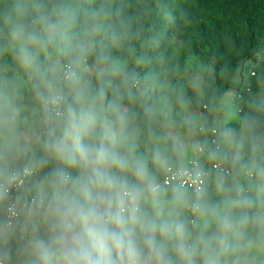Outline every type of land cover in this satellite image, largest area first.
I'll list each match as a JSON object with an SVG mask.
<instances>
[{"label": "rangeland", "instance_id": "1", "mask_svg": "<svg viewBox=\"0 0 264 264\" xmlns=\"http://www.w3.org/2000/svg\"><path fill=\"white\" fill-rule=\"evenodd\" d=\"M107 1L105 0L104 3ZM95 15L96 18L89 16L83 19L84 22L72 31L68 28L47 30L49 38L54 40L56 45L52 52L47 49H37L46 59L32 70L25 72L18 102L12 103L7 96L0 97V175L7 174L12 167L18 165L22 150H33L41 142L46 146H52L50 136L46 135L40 140L36 129L37 117L48 92L44 83L41 90H35L33 80L50 72L59 71L60 63L64 59L61 57L62 53H74L76 49L74 37L86 42L90 53L83 66H76L74 79L66 85V94L72 98H81L94 84L96 72L104 69V66L93 56L95 52L93 40L99 37L101 28L105 25L104 21L99 20L97 11ZM231 16V13L219 15L209 0H201V8L197 10V16L181 21L157 60L142 65L143 74H140L139 64L113 60L116 69L111 84L118 92L140 88L150 79L160 82L144 93L145 99L153 104L150 112L165 117L157 121L159 133L146 135L138 120L125 116L118 108L106 106L105 96L83 102L80 107L79 122L66 128L65 135L60 139V147L49 155L60 177L55 185H49L48 188L46 186L41 192L36 193L38 215L28 223H24L19 232L20 238L25 237L26 241L17 264H34L41 252H45L46 259L40 264H68L64 255L65 249L70 245L72 237L78 235L81 229L80 225H77L68 230L65 225L70 224L69 210L85 203V190L91 192L93 202L102 209L115 184L121 185L130 180L139 182L146 176L161 172L164 166L172 164L173 161L180 163L178 156H186L189 161L196 156L194 152L197 146L205 143L206 137H203L199 130L204 122V114L195 108V102L202 99L205 79L213 75L217 65L215 57L210 55L207 58L197 51L198 41L204 38V31H208L216 20L221 21L224 29L227 28ZM33 39V36L24 38L14 34L6 51L9 53L13 49L27 50ZM100 39L106 46L115 43L104 40L102 36ZM205 47L210 51L207 46ZM21 62V56L16 55L13 63L19 66ZM165 62L168 63L170 72L167 80L162 82L158 75L161 74ZM236 97L237 94L233 90L225 94L215 114V126L223 142V149L232 158L240 159L245 155L243 144L249 137L254 118L242 119ZM257 99L264 101V81L261 83ZM175 119L192 125L193 129L178 130L171 122ZM240 119L242 121L239 128L228 125ZM69 132H79L81 143L92 154V161L80 176L71 181L67 188H63L68 175L75 173L83 162L78 154L75 163L69 160L74 151L73 141L66 135ZM259 139L263 143V148H259L252 159L251 168L255 170L264 162L262 152L264 127L259 132ZM101 148L107 155L103 161H98L96 154ZM138 170H142V175L138 174ZM243 180L255 191L259 193L264 191V184L258 178L244 177L237 180L220 173H216L213 177L212 189L206 194V201L207 204H211L217 215L221 216L223 209L216 207L212 200L215 197H222L225 204L237 202L236 195L244 190ZM109 181L112 182L111 185ZM0 194L2 196V193ZM145 199L142 211L137 214L143 222V225L137 228V232L145 243V248L140 247L145 263L162 264V258L171 256L181 258L187 264H193L188 252L183 248L182 241H171V235L176 227L169 219L166 203L157 205L154 196L146 195ZM48 202H52V207L46 209L44 206ZM60 204L64 206L59 207ZM4 206L5 200L2 199L0 239L5 238L8 245H11L15 239L3 227ZM198 218L197 225L200 228L195 230L191 237L199 239L200 256L210 257L209 264L264 263V209L253 219L255 235L239 230V224L234 221L219 225L214 216H208L203 212ZM129 219L124 225V230L128 233L133 231L129 225L133 219ZM162 226H166V230L162 231ZM116 255L114 251L112 257ZM5 261L4 259V263Z\"/></svg>", "mask_w": 264, "mask_h": 264}, {"label": "trees", "instance_id": "2", "mask_svg": "<svg viewBox=\"0 0 264 264\" xmlns=\"http://www.w3.org/2000/svg\"><path fill=\"white\" fill-rule=\"evenodd\" d=\"M104 1L0 0V97H9L12 103H17L19 100L18 96L26 76L25 72L32 70L46 59L37 49H47L52 52L56 45V42L49 38L47 30L68 28L72 31L84 22L83 19L89 16L96 18L95 11H97L99 20L105 22L99 37L93 40L95 47L93 56L104 66V69L96 72L94 84L88 92H84L81 98L76 99L67 95L66 85L69 82L59 79L60 69L64 63L70 62L76 66H83L84 61H87L90 53L89 47L80 38L74 37L76 48L74 53H62L61 57L64 59L60 63L59 71L50 72L46 76H39L33 80L35 90H41L42 83H44L48 95L64 91V97L61 99L64 114L56 118L51 131L43 132L46 128L44 117L48 113L43 105L36 121L40 140L49 135L52 146H46L41 142L37 148L22 150L19 154L21 165L37 164L40 166V171L34 177L33 183L42 179L54 180L60 177L53 165L46 161V157L57 149L58 145L60 146V139L65 135L66 128L79 122L80 107L85 101L105 96L106 106L113 109L114 107L118 108L125 116L138 120L146 135L158 134L157 121L165 119L158 113L153 115L150 112L153 104L144 97L148 88L160 82L150 79L140 88L118 92L111 84L116 69L113 60L124 61L127 64H139L140 74H143L142 65L157 60L181 21L197 16V10L201 8V0H108L105 3ZM209 2L219 15L231 13L232 18L230 25L225 29L222 27L221 21L216 20L208 31H204V38L198 41L197 51L204 57L208 58L210 55L215 57L217 65L213 75L206 77L202 86V99L195 102V108L204 114L201 133L207 140L208 136L212 135V129L216 128L215 114L223 97L228 91H235L242 119L245 117L254 118L249 137L243 144L244 157L232 158L223 149V142L218 133L220 149L217 150L214 146H210L209 150L198 158L199 168L208 171L205 185L201 191L194 192L187 188H178L172 191H147L146 186L159 180L166 165L161 172L146 176L139 182L130 180L121 185L115 184L101 209L105 212L112 211L118 194L128 187L138 191L141 201L140 212L143 208L142 194L165 199L171 213L169 219L177 229L172 233L171 241H182L183 248L188 252L193 264H209L211 259L200 256V241L191 237L193 232L200 228L197 222L201 212L208 216H214L219 225L234 221L239 224V230L255 235L253 219L264 209V191L262 193L255 191L245 180H243L244 190L236 195L237 202L225 204L222 197H215L212 200L216 207L223 209L221 216L217 215L218 213L215 212L211 204H207L206 201V194L212 189L211 181L218 173L209 167L211 161L220 160L225 165L233 167L235 172L232 177L237 180L244 179L242 171L249 169L254 173L253 179L258 178L264 184V162L261 166L259 165L257 170L251 168V162L257 150L263 148L259 132L264 127V101L257 99V94L264 81V0H209ZM14 34L24 38L33 36L34 39L30 42L27 50L13 49L8 53L6 47ZM101 36L104 40H111L115 43L106 46L101 42ZM16 55H20L22 58L19 66L13 63ZM252 71L254 74L251 73ZM169 72V65L165 62L161 74L158 75L162 82L167 80ZM242 119L238 122H230L228 125L239 128ZM171 122L178 130L193 129L192 125L181 123L177 119ZM262 152L264 155V150ZM91 161L92 154L87 161L80 163L75 173L68 175L67 182L64 183L65 187H68L71 181L80 176ZM5 176L6 174L0 177L4 178ZM32 184L25 191L27 196L35 193V189L31 187ZM109 201H111L110 208ZM192 203L197 205L195 223H191L187 215V207ZM35 211L36 205L28 213L33 215ZM140 212L123 215L125 221H129V218L133 219V222L129 224L133 231L129 233L125 231V238L135 242V248H145V243L142 242L137 232V228L143 225L137 215ZM20 226L12 230L15 240L11 245H8L7 242L4 244L0 239V260L3 259V264H17L20 259L21 249L26 241L25 237L20 238L19 236ZM115 257H111V260H114ZM45 259V252H41L34 264H40ZM162 259V264H187L177 257L167 256Z\"/></svg>", "mask_w": 264, "mask_h": 264}, {"label": "built area", "instance_id": "3", "mask_svg": "<svg viewBox=\"0 0 264 264\" xmlns=\"http://www.w3.org/2000/svg\"><path fill=\"white\" fill-rule=\"evenodd\" d=\"M76 65L74 63H64L60 69L59 79L64 82H70L74 79ZM254 74V71L251 72ZM64 97V91H60L55 95H48L44 102L43 107L48 111L44 117V123L46 128L44 133H49L52 127L55 125L56 118L61 117L64 114L61 105V99ZM202 131V127L199 128ZM210 146H214L215 149H220L218 143V131L216 128L212 129V135L208 136L205 143L197 146L194 156L185 165L169 164L166 166L162 176L158 181L147 185L146 190L151 192L157 191H172L178 188L191 189L194 192H199L205 185V178L208 171L200 169L198 166V158L205 154ZM211 153V152H210ZM209 167L214 171L226 176H232L235 172L233 167L225 165L222 161H211ZM40 166L37 164L21 165L19 167L11 169L6 176L0 177V193L5 198V212H4V227L11 231L19 227L26 216L36 204V196H27L25 191L28 186L33 183L34 177L39 173ZM242 174L249 179L254 178V173L249 169H244ZM141 210V201L138 196V191L131 188L123 189L119 194L115 202V206L111 213L115 215L119 212L122 216L128 213H138ZM197 214V205L192 203L187 207V215L191 223H195V217ZM70 224L73 223V218L69 219ZM79 225L78 223L74 226ZM5 244L6 241H3ZM137 252L138 248H136ZM0 264L3 261L0 260ZM111 264H129L127 254L123 256H116L114 260H111ZM138 264H144L143 259L139 253Z\"/></svg>", "mask_w": 264, "mask_h": 264}, {"label": "clouds", "instance_id": "4", "mask_svg": "<svg viewBox=\"0 0 264 264\" xmlns=\"http://www.w3.org/2000/svg\"><path fill=\"white\" fill-rule=\"evenodd\" d=\"M66 135L73 141L74 151L69 157L70 162H76V154L81 160L87 161L91 153L81 143L79 132H69ZM106 155L105 150L101 148L96 154V159L103 161ZM138 174L142 175V170H138ZM111 183L109 181V185ZM84 197V204L69 210L73 223L65 225L68 230H71L74 224L78 223L81 229L78 235L72 237L70 245L65 249L64 255L68 264H111L114 251L118 256H123L126 252L129 264H138L139 253L132 241L125 238L124 217L119 212L113 215L110 210L102 211L100 206L93 202L92 194L88 190L84 191ZM108 203L110 208L111 201ZM164 230L166 226H162V231Z\"/></svg>", "mask_w": 264, "mask_h": 264}, {"label": "crops", "instance_id": "5", "mask_svg": "<svg viewBox=\"0 0 264 264\" xmlns=\"http://www.w3.org/2000/svg\"><path fill=\"white\" fill-rule=\"evenodd\" d=\"M177 158V157H176ZM173 159V158H172ZM178 160H179V162L180 163H177V161H173V163L172 164H174V165H185V164H187V162L189 161L188 160V158L186 157V156H182V157H179L178 156V158H177ZM188 160V161H187ZM46 161H48V162H50L51 163V160H50V156L48 155L47 157H46ZM172 162V161H171ZM52 164V163H51ZM19 166H21V163L20 162H18V165L17 166H15V167H12L11 169H13V168H16V167H19ZM10 169V170H11ZM9 170V171H10ZM8 171V172H9ZM7 172V173H8ZM59 173V172H58ZM1 176V175H0ZM59 179V178H58ZM56 182H57V179H54V180H50V179H42V180H40V181H37V182H34L33 184H32V188H34L35 189V193H33L35 196H36V193L37 192H41V190H42V188H46V186H47V188L49 187V185H55L56 184ZM51 187V186H50ZM65 187V185L63 186V188ZM62 188V189H63ZM65 188H67V187H65ZM61 189V188H60ZM143 196H142V203H143V201L144 202H146V199H145V196H146V194H142ZM5 200V198H4V196L2 195L1 196V194H0V201L1 200ZM155 201H156V203H157V205H165L164 203H166V209L168 208V202L165 200V199H161V198H156L155 199ZM52 202H48L47 203V205H45L44 206V208H46V209H49V208H51L52 207V204H51ZM54 203V202H53ZM54 206H56V204H53ZM58 205V204H57ZM61 206H64L63 204L61 205L60 204V206L59 207H61ZM64 210V209H63ZM168 210H169V208H168ZM168 214L171 216V213H170V210H169V212H168ZM38 215V210L36 209V211L34 212V214L33 215H31L30 213L26 216V218H25V220H23V223L21 224V226H20V229H19V232H20V230H21V228L23 227V225H24V223H28L29 221H31L34 217H36ZM72 216H70L69 215V219L71 218ZM68 219V220H69ZM27 221V222H26ZM30 226V225H29ZM3 227H4V223H3ZM5 228V227H4ZM48 229H49V227H48ZM5 231L6 232H9V233H11L12 235H13V231L11 230V231H9V230H7L6 228H5ZM3 241H6V239L5 238H3ZM7 242V241H6ZM138 251H139V253H140V255H141V257H142V259H143V263L144 264H146L145 263V261H144V259H145V257H144V254L141 252V250H140V248H138ZM21 256V255H20ZM19 262V261H18Z\"/></svg>", "mask_w": 264, "mask_h": 264}]
</instances>
